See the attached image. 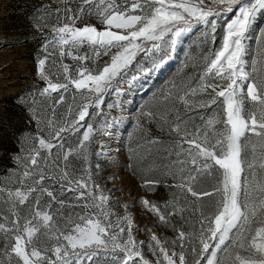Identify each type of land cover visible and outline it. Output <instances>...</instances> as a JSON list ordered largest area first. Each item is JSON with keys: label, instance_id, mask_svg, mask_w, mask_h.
Here are the masks:
<instances>
[{"label": "snow or ice", "instance_id": "6c2138e0", "mask_svg": "<svg viewBox=\"0 0 264 264\" xmlns=\"http://www.w3.org/2000/svg\"><path fill=\"white\" fill-rule=\"evenodd\" d=\"M85 6L95 9V14L105 25L103 31L93 25L76 27L81 16L71 14L70 0H57L54 8L42 5L43 14L36 17L37 27L48 26L50 18L55 20L51 38L43 45L44 58L38 59V74L46 82L40 94L58 93L56 104L63 102V94L69 91V85H73L75 90L99 94L95 96L98 107L112 87L113 79L128 67L137 51H163L164 55L158 60L163 64L168 51L157 41H163L174 51L178 39L191 32L195 23L207 25L214 32L222 14L234 13V18L227 23L220 50L213 53L206 65L205 75L210 79L202 78L199 88L192 90L193 96L198 91L206 98L190 103L189 99L179 97L189 111L211 108L219 101L223 116L201 118L202 125L193 124L191 131L187 126L191 117L185 120L178 112L171 122L166 114H161L157 122L169 123V130L178 137L175 147L179 151L175 155L184 156L183 160L174 162L178 165L176 172L180 174V182L175 187L185 197L190 194L193 203L214 194L220 197L212 215L201 213L203 220L198 236L201 247L196 254L205 259L206 264H264V52L253 63L251 71H246L243 43L257 17L264 14V0H209V3L205 0H123V3L81 0L76 6L77 12L85 13ZM137 11L139 14H135ZM113 28L122 31H113ZM166 35L169 40H164ZM149 41L151 47L145 48L144 43ZM84 45L92 47L96 57L108 54L113 48L118 51L111 56L110 63L95 74L81 65L73 78L69 74L70 66L61 58L73 56V52ZM73 59L85 61L90 57L73 56ZM49 60L46 69L45 63ZM153 70L142 69L145 73ZM138 79L132 76L133 81ZM114 91L118 96L121 94L118 86ZM22 102H25L23 98ZM118 106L119 101L107 105L109 109ZM30 111L39 117L35 107ZM52 111L54 116V109ZM87 115L88 105L85 104L81 106L78 120L45 118L39 121L44 128L38 123L37 132L46 129V134L25 138L31 143L15 157L19 171L14 170L0 181V221H3L0 222V236L5 241L2 255L6 258L3 264H108L109 258L112 264H134L137 259L141 264H150L141 249L144 242L137 241L132 235V218L125 214L111 219L114 214L108 207L109 196L92 180L93 165L89 162L85 142L90 141L93 125H87V131L75 147L68 144L67 136L63 135L82 127L79 121ZM146 115L151 118L154 114ZM119 123L106 120L98 131L114 138L110 129L118 127ZM107 147V144H101V150L95 155L106 157ZM53 148L57 150L54 153ZM77 161L82 162L79 168L73 167ZM166 167L172 171L170 166ZM95 168L99 169L100 165L95 164ZM214 171L219 176L212 191L197 190L201 179L213 176ZM156 183L145 180V186L149 188H154ZM67 193L80 202L83 215H57L67 207ZM53 203L59 207L54 208ZM143 203L162 223H168L166 214L161 213L156 204L148 200ZM168 206L166 204L165 208ZM171 206L175 207V204ZM184 237L185 232L180 231L178 240L182 241ZM148 247L167 264H177L174 257L178 258L179 264H186L183 250L169 254L154 234ZM204 253L208 255L204 256Z\"/></svg>", "mask_w": 264, "mask_h": 264}, {"label": "rangeland", "instance_id": "374dc122", "mask_svg": "<svg viewBox=\"0 0 264 264\" xmlns=\"http://www.w3.org/2000/svg\"><path fill=\"white\" fill-rule=\"evenodd\" d=\"M80 2L81 0H70L73 9L71 14L81 16L75 26L93 25L98 31H103L105 25L95 14L94 8L85 6V13L77 12L76 6ZM118 2L123 3V0ZM205 3H209V0H205ZM42 5H52L54 8L57 6V0H0V181H4L14 170L19 171L15 157L31 143L25 138L46 134V129L42 133L37 132L39 121L45 118L68 122L78 120L81 106L87 104L88 115L83 121H79V125L83 126H78V130L71 134L63 135L67 136L68 144L75 147L77 142L82 140L83 133L87 131V125H93L90 141L85 142L88 144L89 162L93 165L92 180L109 196L108 207L114 214L111 219H115L116 216L123 217L125 214L132 218V235L137 241L144 242L141 249L144 258L150 261V264H157L158 261L160 264H167L162 256L149 250L148 245L153 234L161 241L163 248L169 250V254L172 251L179 253L183 250L186 264H196L197 260L200 264H206V260L196 254L201 247L198 239L203 220L201 213L204 216L212 215L216 201L220 197L214 194L193 203L194 198L190 194L185 197L180 189L175 187L180 182V174H177L178 165L174 162L183 160L184 156L175 155V152L179 151L175 147L178 137L174 131L169 130V123L161 124L157 121L161 114H166L167 120L171 122L178 112L185 120L191 117L187 125L191 131L193 124L202 125L201 118L223 116L219 101L211 108L189 111L184 100L179 97L189 99L190 103L196 99L206 98L198 91L193 96L192 90L199 88L202 78L205 81L210 79L205 75L206 65L208 60L213 58V53L220 50L227 23L234 18V13L222 14L217 19L214 32L207 25L195 23L191 32L178 39L174 51L170 50V46L164 45L163 41H157L168 51L163 64L158 62L159 57L164 55L163 51H137L128 67L113 79L112 87L103 96V103L97 107L95 96L99 94L75 90L73 85H69V91L63 94V102L59 104L55 103L59 99L58 93L53 92L50 96L40 94L46 82L39 77L38 59L44 58L43 45L51 38V26L55 23L54 18H50L47 21L48 26H36V17L43 14ZM262 33L264 14L257 17L253 27L246 33L247 39L243 41L246 47L244 56L247 61L246 71H251L253 63L257 62L260 53L264 52ZM164 40H169V35H166ZM151 43L145 42L144 47L150 48ZM51 51L49 48V52ZM117 51L113 48L108 54L96 57L93 48L84 45L73 52V56L87 55L90 57L89 60L78 61L73 59V56H64L61 60L70 66L69 74L76 78V69L81 65L91 69L95 74L110 63L111 56ZM49 65L50 60L45 63L46 69ZM148 68L154 70L150 73L142 71ZM132 76L139 79L133 81ZM52 79L56 82L55 77ZM117 86L121 89L119 96L114 91ZM135 89H138L139 93L134 95ZM185 93L188 95L185 96ZM22 98L25 102H22ZM114 101H119V106L109 109L107 105ZM31 107H35L36 112L40 114L39 117L30 111ZM149 112L154 114L153 117L146 115ZM106 120L120 121L118 127L110 129L114 133V138L98 131ZM39 127L44 128L43 123H39ZM217 127L219 128V125ZM101 144L108 145L105 149L108 153L106 157L95 155L101 150ZM67 147L68 145H65V148ZM51 151L54 153L57 150L53 148ZM44 154L42 150V155ZM95 164H99L100 168H95ZM81 165V161L73 163V167L79 168ZM166 166H170L172 171L170 172ZM218 176L219 173L214 171L213 176L202 178L197 190L212 191L217 184ZM145 180H154L157 183L154 188H149L145 186ZM67 195L69 197L65 201L67 207L61 209L57 215L68 216L77 213L83 215L80 202L73 200L71 193ZM143 200L156 204L161 213L166 214L168 223H162L158 215L151 211ZM166 204H169L167 208ZM172 204H175V207H172ZM53 207L59 206L53 203ZM180 231L185 232L182 241L178 240ZM174 241L176 243H173ZM4 243L3 237L0 236V264L6 259L2 255ZM211 250L210 248L209 253ZM207 255L208 253H204V256ZM174 259L179 264L178 258ZM108 264H112L111 258ZM134 264L141 262L137 259Z\"/></svg>", "mask_w": 264, "mask_h": 264}, {"label": "bare ground", "instance_id": "6f19581e", "mask_svg": "<svg viewBox=\"0 0 264 264\" xmlns=\"http://www.w3.org/2000/svg\"><path fill=\"white\" fill-rule=\"evenodd\" d=\"M134 95L139 93L138 89L133 90Z\"/></svg>", "mask_w": 264, "mask_h": 264}, {"label": "crops", "instance_id": "0c3cea01", "mask_svg": "<svg viewBox=\"0 0 264 264\" xmlns=\"http://www.w3.org/2000/svg\"><path fill=\"white\" fill-rule=\"evenodd\" d=\"M112 30H113V31H122V30H119V29H115V28H113Z\"/></svg>", "mask_w": 264, "mask_h": 264}]
</instances>
